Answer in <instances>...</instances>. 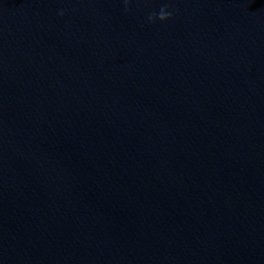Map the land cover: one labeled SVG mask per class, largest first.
Returning <instances> with one entry per match:
<instances>
[{
    "label": "water",
    "instance_id": "water-1",
    "mask_svg": "<svg viewBox=\"0 0 264 264\" xmlns=\"http://www.w3.org/2000/svg\"><path fill=\"white\" fill-rule=\"evenodd\" d=\"M0 264H264V0H0Z\"/></svg>",
    "mask_w": 264,
    "mask_h": 264
},
{
    "label": "clouds",
    "instance_id": "clouds-1",
    "mask_svg": "<svg viewBox=\"0 0 264 264\" xmlns=\"http://www.w3.org/2000/svg\"><path fill=\"white\" fill-rule=\"evenodd\" d=\"M61 15H63V13H61ZM169 19H171V13L167 10V8H165V10L162 13H159L158 15H152L149 17V21L152 23H155L156 21L164 22Z\"/></svg>",
    "mask_w": 264,
    "mask_h": 264
}]
</instances>
